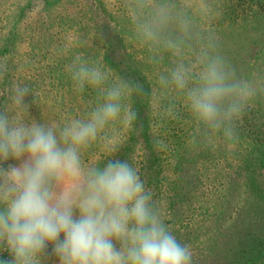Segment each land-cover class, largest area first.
I'll return each instance as SVG.
<instances>
[{"label":"clouds","instance_id":"clouds-1","mask_svg":"<svg viewBox=\"0 0 264 264\" xmlns=\"http://www.w3.org/2000/svg\"><path fill=\"white\" fill-rule=\"evenodd\" d=\"M124 10L131 40L157 70L151 89L76 53L67 65L74 91L91 89L95 103L61 125L32 117L31 87L12 85V109L0 111V264H192L139 168L116 158L115 145L103 166L83 155L109 126L133 128L135 100L162 120H176L182 107L195 125L191 143L236 141L264 75L241 76L223 54L215 0H124ZM153 145L167 148L162 139Z\"/></svg>","mask_w":264,"mask_h":264},{"label":"trees","instance_id":"trees-1","mask_svg":"<svg viewBox=\"0 0 264 264\" xmlns=\"http://www.w3.org/2000/svg\"><path fill=\"white\" fill-rule=\"evenodd\" d=\"M262 3L257 8H263ZM236 7H227L225 22L244 23ZM261 14L260 9L243 14L251 15L252 21L237 33L252 29ZM256 40L258 52L248 46L234 58L225 55L246 78L264 75V39ZM76 53L100 60L117 75L138 79L148 89L156 83L157 70L130 38L124 8H110L104 0H0V111H11L12 85L22 81L32 89L34 97L29 95L26 102L35 99L30 109L35 119L62 125L86 114L95 103V93L88 88L82 95L74 91L67 65ZM134 107L138 120L133 128L119 122L109 126L107 139L84 153L85 162L103 166L115 145V157L139 168L159 209L168 211L170 220L164 222L174 227L179 241L218 240L209 250L213 256L225 243L227 261L221 264H264V227L259 225L264 219V94L245 109L233 142L216 138L191 143L195 125L182 107L176 120H162L140 100ZM154 139L164 140L167 148L158 150ZM223 218L227 224L219 225H231L228 233L213 227Z\"/></svg>","mask_w":264,"mask_h":264},{"label":"rangeland","instance_id":"rangeland-1","mask_svg":"<svg viewBox=\"0 0 264 264\" xmlns=\"http://www.w3.org/2000/svg\"><path fill=\"white\" fill-rule=\"evenodd\" d=\"M66 2H71V0H66ZM104 2L110 8H114V9L124 8V0H104ZM257 2H258L257 0H215V6L218 12V15L214 16L212 20V27L214 28L217 35L219 36L220 43H221V50L224 55H229L231 58H234V56L236 57L235 52L240 50V48L242 47L249 46L250 48H255V51L257 52L260 49V45L256 44L257 46H255L254 40H256L257 36L259 38L264 39V0H261V2H263L262 3L263 8H261V6L260 8H257V6L261 5V2H258V3ZM60 3H62L63 6H66L65 2L61 1ZM231 6H237L236 10H238V13L240 12L239 15L242 18V20H244V23L240 25H237V24L235 25L232 22L230 23L225 22V19H228V18L224 17L223 14H225L226 12H229L226 9H228L227 7H231ZM251 9H260L262 11V14L260 15L259 23L253 24L254 26L251 27L252 29H250L247 32L244 31L241 33H237V32H240L239 31L240 29H242L241 25L248 24L252 21L251 15H247L245 16V18L243 17V14L245 13L249 14ZM236 20H240V19H236ZM242 20H240V23L243 22ZM253 37H255L254 40H253ZM256 42H258V40H256ZM163 68L164 67L162 66L161 69L163 70ZM233 199L235 203L242 202L241 200L240 201L236 200V198H233ZM243 207L245 209L247 207V204L245 203ZM160 211L162 213L164 220H170V217H169L170 215L168 211H164L161 209ZM259 220H260L259 225L264 227L263 217H261V219ZM220 221L221 222H218L215 225H213L214 229H216L217 226L221 228L219 224L225 225L228 222V221H224V218L221 219ZM168 227L170 228L171 231L174 229L172 225ZM231 227L232 226L230 225L228 228V225H227L224 228H221V230L224 233H228V229L230 230ZM206 228L207 227H205L204 229ZM178 229H182V227H179ZM220 231H218V234L220 233ZM207 235H209V233H207ZM215 235L217 236L216 233ZM217 241L218 240H216L214 243L212 241H209L207 237L205 239L204 237H200L198 241H194V242L190 240L189 241L180 240L181 243H185L190 246V249L192 251V263L194 264H221L227 261L226 257H224L223 255V250L227 247V245L223 242H221L220 243L221 245L218 247L221 250V253L215 254V256L208 255L209 253H211V251L209 250H214V247L216 246ZM213 244H214V247H212ZM4 255L6 256L7 253H4ZM49 264H55V259L53 258L49 262Z\"/></svg>","mask_w":264,"mask_h":264}]
</instances>
